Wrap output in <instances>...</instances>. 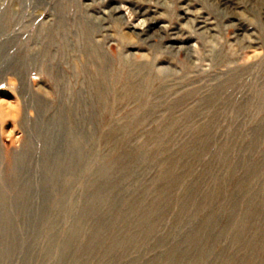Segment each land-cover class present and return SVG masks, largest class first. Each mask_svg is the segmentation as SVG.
I'll list each match as a JSON object with an SVG mask.
<instances>
[{
  "label": "rangeland",
  "instance_id": "rangeland-1",
  "mask_svg": "<svg viewBox=\"0 0 264 264\" xmlns=\"http://www.w3.org/2000/svg\"><path fill=\"white\" fill-rule=\"evenodd\" d=\"M0 111V264H264V0H0Z\"/></svg>",
  "mask_w": 264,
  "mask_h": 264
},
{
  "label": "bare ground",
  "instance_id": "bare-ground-1",
  "mask_svg": "<svg viewBox=\"0 0 264 264\" xmlns=\"http://www.w3.org/2000/svg\"><path fill=\"white\" fill-rule=\"evenodd\" d=\"M153 17V16H152ZM145 57H146V55H145ZM9 110V109H8ZM1 112V111H0ZM9 113H10V111H9Z\"/></svg>",
  "mask_w": 264,
  "mask_h": 264
}]
</instances>
